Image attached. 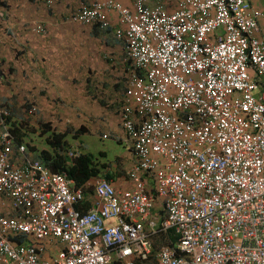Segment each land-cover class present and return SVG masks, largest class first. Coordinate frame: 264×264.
<instances>
[{
  "label": "built area",
  "instance_id": "1",
  "mask_svg": "<svg viewBox=\"0 0 264 264\" xmlns=\"http://www.w3.org/2000/svg\"><path fill=\"white\" fill-rule=\"evenodd\" d=\"M110 13L131 62V187L99 177L81 211L83 190L27 154L0 104V209L18 211L0 212V264H264V2L92 0L72 18L108 28Z\"/></svg>",
  "mask_w": 264,
  "mask_h": 264
},
{
  "label": "crops",
  "instance_id": "2",
  "mask_svg": "<svg viewBox=\"0 0 264 264\" xmlns=\"http://www.w3.org/2000/svg\"><path fill=\"white\" fill-rule=\"evenodd\" d=\"M91 1L54 0L45 4L39 0H0V104L8 109L10 119L15 116V123L28 128L25 136L34 133L46 143L49 132L40 133L43 124L48 123L51 130L66 133L67 145L62 154L68 157H73L68 155L69 150L83 152L80 144L71 146L68 137L77 140L81 135L113 134L110 137L128 143L125 161L116 158L113 164H105L99 176L84 185L78 186L71 179L83 190L84 200L78 206L81 211L93 208L94 181L99 177L109 180L117 190L131 187L129 172L135 163L121 124L131 62L124 54L123 41L112 33L120 25L116 14H108V28L72 18L76 8ZM117 1L131 8L135 0ZM248 1L254 6L264 2ZM147 2L174 11L179 0ZM37 26L42 30H36ZM31 108L35 110L30 112ZM18 141L26 145L30 157L42 162L38 153L48 149L47 144L39 148L34 143ZM27 143L35 145L36 150ZM148 182L153 183L149 178ZM89 188L91 192H87ZM0 212L7 216L18 214L8 201ZM154 212L162 213L159 201ZM60 247L57 239L47 241V252L42 257L49 258Z\"/></svg>",
  "mask_w": 264,
  "mask_h": 264
},
{
  "label": "trees",
  "instance_id": "3",
  "mask_svg": "<svg viewBox=\"0 0 264 264\" xmlns=\"http://www.w3.org/2000/svg\"><path fill=\"white\" fill-rule=\"evenodd\" d=\"M8 120L11 130L15 134L16 138L20 141L24 140L23 137L25 136L26 129L28 128L21 125L22 123H15V121L12 122L10 117ZM43 126L44 127L42 128L40 134L49 132L45 138L48 149H41L38 155L43 164L47 166L51 172L65 173L66 176L72 179L78 186L84 185L93 177L99 176V173L102 170L98 163L94 162L93 156L90 153L80 152V154L74 155L73 157H68L67 155L62 154L63 150L66 149L65 146L67 145V140L65 139L66 133L51 130L48 123H44ZM27 144L31 150H36L35 145L30 143ZM101 166L103 167L105 164H102ZM86 190L87 192L92 191L91 188ZM163 242H166L163 235L156 236L154 239V247H157Z\"/></svg>",
  "mask_w": 264,
  "mask_h": 264
},
{
  "label": "rangeland",
  "instance_id": "4",
  "mask_svg": "<svg viewBox=\"0 0 264 264\" xmlns=\"http://www.w3.org/2000/svg\"><path fill=\"white\" fill-rule=\"evenodd\" d=\"M14 120L15 116L11 118L12 122ZM110 136H113V134H104L103 137L97 134H87L81 135L77 140L72 139V137H68L67 139L71 146L80 144L82 151L90 153L93 156L94 162H97L101 170H104L101 166L102 164H113L116 158H120V160L125 161L128 155V143L126 140L122 139L119 142L115 139V137ZM24 141L34 143L39 148L47 147L45 141L36 136L34 133L26 135ZM165 235L170 237L172 240L176 239V233L174 230H170Z\"/></svg>",
  "mask_w": 264,
  "mask_h": 264
}]
</instances>
